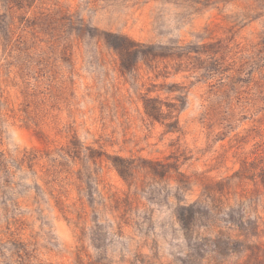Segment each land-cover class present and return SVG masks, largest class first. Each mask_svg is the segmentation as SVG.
Returning <instances> with one entry per match:
<instances>
[{"label":"rangeland","instance_id":"1","mask_svg":"<svg viewBox=\"0 0 264 264\" xmlns=\"http://www.w3.org/2000/svg\"><path fill=\"white\" fill-rule=\"evenodd\" d=\"M0 264H264V0H0Z\"/></svg>","mask_w":264,"mask_h":264},{"label":"trees","instance_id":"2","mask_svg":"<svg viewBox=\"0 0 264 264\" xmlns=\"http://www.w3.org/2000/svg\"><path fill=\"white\" fill-rule=\"evenodd\" d=\"M121 57L123 56L121 50H120ZM152 115H156V113H151Z\"/></svg>","mask_w":264,"mask_h":264}]
</instances>
